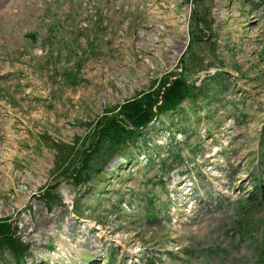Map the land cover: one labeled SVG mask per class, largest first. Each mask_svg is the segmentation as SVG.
Returning <instances> with one entry per match:
<instances>
[{
	"label": "rangeland",
	"instance_id": "1",
	"mask_svg": "<svg viewBox=\"0 0 264 264\" xmlns=\"http://www.w3.org/2000/svg\"><path fill=\"white\" fill-rule=\"evenodd\" d=\"M182 71L180 109L93 184L63 178L105 113ZM263 126L264 0H0V219L26 264H264Z\"/></svg>",
	"mask_w": 264,
	"mask_h": 264
},
{
	"label": "trees",
	"instance_id": "2",
	"mask_svg": "<svg viewBox=\"0 0 264 264\" xmlns=\"http://www.w3.org/2000/svg\"><path fill=\"white\" fill-rule=\"evenodd\" d=\"M195 21L198 25H206L199 17H195ZM199 32L202 33V30ZM196 37L191 38L188 51L196 41ZM181 67L185 71L184 66L181 65ZM196 91L187 82L183 71L180 75L174 72L166 75L159 82L157 89L125 102L114 112L105 113L96 122L94 132L84 142L86 149L82 150L79 158L72 159L63 178L78 187L93 184L95 178L101 176L105 168L118 155H121L126 147L142 138L160 117L180 109L181 105L191 99ZM260 147L264 149V126L261 131ZM253 178L256 179L255 176ZM258 183L252 197L258 195L257 197H261L262 200L258 201L259 198L256 197L251 201L254 206L264 205V180ZM57 188L58 185H55L52 191H46L43 198L51 199L52 192ZM17 233L18 228L11 219H0V257L8 250L12 253L15 264H26L31 256V245L23 244L17 239Z\"/></svg>",
	"mask_w": 264,
	"mask_h": 264
},
{
	"label": "built area",
	"instance_id": "3",
	"mask_svg": "<svg viewBox=\"0 0 264 264\" xmlns=\"http://www.w3.org/2000/svg\"><path fill=\"white\" fill-rule=\"evenodd\" d=\"M139 159H140L141 161H145V160H146L145 164H146L147 161H148V157H146V155H144L143 157H142V156L139 157ZM70 204H72V203L70 202ZM71 208H73V206H72Z\"/></svg>",
	"mask_w": 264,
	"mask_h": 264
}]
</instances>
